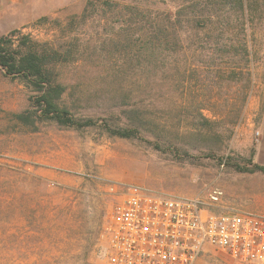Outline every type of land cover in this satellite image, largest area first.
<instances>
[{"label":"rangeland","instance_id":"obj_1","mask_svg":"<svg viewBox=\"0 0 264 264\" xmlns=\"http://www.w3.org/2000/svg\"><path fill=\"white\" fill-rule=\"evenodd\" d=\"M22 36L62 53L49 65L63 101L96 124H21L35 92L0 67V264H105L132 184L264 210V173L236 167L264 161V0H82L17 29L15 49ZM132 125L139 136L106 129ZM194 264L240 263L207 246Z\"/></svg>","mask_w":264,"mask_h":264},{"label":"built area","instance_id":"obj_2","mask_svg":"<svg viewBox=\"0 0 264 264\" xmlns=\"http://www.w3.org/2000/svg\"><path fill=\"white\" fill-rule=\"evenodd\" d=\"M211 191V205L222 198ZM105 264H194L211 246L240 264L264 263V213L214 211L129 185L107 228Z\"/></svg>","mask_w":264,"mask_h":264},{"label":"trees","instance_id":"obj_3","mask_svg":"<svg viewBox=\"0 0 264 264\" xmlns=\"http://www.w3.org/2000/svg\"><path fill=\"white\" fill-rule=\"evenodd\" d=\"M158 28L165 29L168 28V25L161 24ZM15 32L17 30L0 35V67L7 75L24 79L35 92V96L32 97L31 102L33 108L14 114V118L21 124L31 126H34L33 121H29L31 114H35L39 119L53 120L63 126L81 128L95 125L96 121L90 117L75 118L63 101L66 87L57 80L52 66L49 65L51 62L61 60L62 53L57 49H40L37 47L39 43L32 41L28 36H22L21 45L24 46V49H15L12 39ZM174 38L178 44L179 36L174 35ZM172 40L174 39L165 37V42ZM214 122L202 117V124L205 126H212ZM106 127L108 132L113 135L121 137L139 136L138 126ZM236 167L239 171L264 173V165L254 163L252 160H249L242 167L238 165Z\"/></svg>","mask_w":264,"mask_h":264},{"label":"crops","instance_id":"obj_4","mask_svg":"<svg viewBox=\"0 0 264 264\" xmlns=\"http://www.w3.org/2000/svg\"><path fill=\"white\" fill-rule=\"evenodd\" d=\"M82 0H0V35L12 30L24 28L42 17L55 15L59 11L78 5ZM264 133V132H263ZM264 150V134L260 138L259 153ZM258 151V150H257ZM260 155V154H259ZM257 162L264 165L262 158L257 156ZM246 202L227 206L238 212L264 213L263 209L250 204L246 209ZM255 210V211H253Z\"/></svg>","mask_w":264,"mask_h":264}]
</instances>
